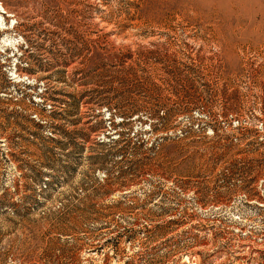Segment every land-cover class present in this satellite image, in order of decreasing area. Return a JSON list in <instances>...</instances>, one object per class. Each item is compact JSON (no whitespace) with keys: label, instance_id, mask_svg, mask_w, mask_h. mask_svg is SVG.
<instances>
[{"label":"rangeland","instance_id":"374dc122","mask_svg":"<svg viewBox=\"0 0 264 264\" xmlns=\"http://www.w3.org/2000/svg\"><path fill=\"white\" fill-rule=\"evenodd\" d=\"M264 264V0H0V264Z\"/></svg>","mask_w":264,"mask_h":264},{"label":"trees","instance_id":"16d2710c","mask_svg":"<svg viewBox=\"0 0 264 264\" xmlns=\"http://www.w3.org/2000/svg\"><path fill=\"white\" fill-rule=\"evenodd\" d=\"M125 264H127V263H125Z\"/></svg>","mask_w":264,"mask_h":264}]
</instances>
